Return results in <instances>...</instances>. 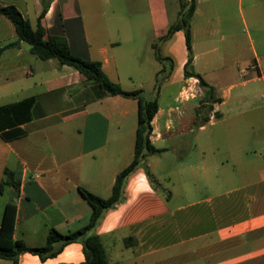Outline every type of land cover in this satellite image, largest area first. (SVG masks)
Here are the masks:
<instances>
[{"label": "crops", "instance_id": "obj_1", "mask_svg": "<svg viewBox=\"0 0 264 264\" xmlns=\"http://www.w3.org/2000/svg\"><path fill=\"white\" fill-rule=\"evenodd\" d=\"M47 2L43 25L51 34L64 35L74 55L100 60L110 79L125 90L142 89L146 97H155L156 75L164 64L156 58L154 43L173 19L167 0H144V9H139L137 0H126V5L118 0ZM233 2L195 0L190 23L192 70L221 98L211 113L217 117L219 112V119H209V124L221 130L223 125L243 124L244 133L223 132L217 137L210 131L209 150L203 137L196 135V169H178L188 171L179 176L178 185L186 200L191 188L201 189L191 202L171 206L173 193L156 190L142 164L132 171L124 199L106 210L94 229L103 240L109 264H264V127L256 125L260 117L242 118L239 109L244 102L250 106L248 101L256 97L264 99V0H237L238 20L230 12ZM0 3L16 5L33 27L43 10V0ZM128 8L145 12L146 23L141 18L130 21ZM179 12L176 9V20ZM108 13L125 21L111 27ZM136 33L139 40L133 38ZM16 40L13 22L0 14V106L35 99L30 120L18 126L21 134L7 140L0 132V224L5 205L15 204L14 237L40 246L52 227L67 233L89 221L92 208L80 187L104 198L111 195L117 174L134 157L138 101L122 95L99 96L78 70L57 58H38L26 41L7 46ZM180 44L184 55L176 51ZM159 51L174 65L170 71L167 61L166 78L157 94L159 108L151 122L150 140L164 149L157 153L162 155L168 149L159 142L197 124L193 109L203 90L196 76H185L184 30L162 40ZM179 71L182 78L177 80ZM171 85L177 86L172 102L164 104L160 98ZM229 105L235 109L232 115L222 110ZM200 124L198 129L206 130L207 125ZM228 137L248 143L230 148L223 144ZM253 139L258 140V148L254 145L250 150ZM149 157L143 162L151 170ZM11 178L19 181L18 188ZM191 204L196 210L185 211ZM124 229L127 234L113 237ZM0 264L86 263L82 243L72 241L46 259L24 252L17 263L0 258Z\"/></svg>", "mask_w": 264, "mask_h": 264}, {"label": "trees", "instance_id": "obj_2", "mask_svg": "<svg viewBox=\"0 0 264 264\" xmlns=\"http://www.w3.org/2000/svg\"><path fill=\"white\" fill-rule=\"evenodd\" d=\"M180 1V12L177 20L173 22L167 32L160 37V41L170 38L175 31L184 30L186 46L188 49V62L185 65V76H196L199 83L205 88L204 100L202 105L197 107L196 123L207 121L214 104L221 101L216 89L206 79L192 70L193 47L192 33L190 28L191 19L195 11V0L189 4L184 0ZM49 3L43 0V10L38 17L36 27H33L30 20L14 4H1L0 14L9 18L16 29L18 40L9 43L7 46H15L20 40L26 41L30 45V50L40 59L57 58L61 64H66L78 70L84 77L86 83L96 87L98 95H122L137 99L138 101V121L134 146V157L132 161L123 168L116 176L111 195L107 198L101 197L88 189L80 187V192L92 208L89 221L80 228L63 233L52 227L49 231L46 243L40 246H30L23 239L14 237L17 206L13 203H7L3 210L0 224V258L18 262L20 254L31 252L38 254L41 259H46L57 255L65 244L72 241H79L83 245L86 264H109L106 249L101 236L95 233L94 229L104 215L105 211L113 208L117 203L124 199V187L127 176L134 171L144 159L150 154H157L164 151L163 148L156 147L150 140L152 131V119L158 111L159 104L157 95L148 98L143 95L142 89L125 90L120 83L113 81L107 75L102 67L100 60H88L72 53L68 40L64 35L51 34L43 25L42 20L46 14ZM156 58L164 64V67L156 75V91L159 92L167 68V61L170 71L173 69V61L169 57H163L159 51L158 42L154 43ZM2 49L0 48V53ZM34 98L0 106V132L2 136L9 140L22 133L18 126L27 122L31 118V108L34 104ZM206 110L205 114H202ZM219 116V112H215ZM16 128V129H14ZM148 171V170H147ZM8 175L11 172L6 171ZM153 183L154 179L151 177ZM10 183L16 188L19 187V181L11 178Z\"/></svg>", "mask_w": 264, "mask_h": 264}, {"label": "rangeland", "instance_id": "obj_3", "mask_svg": "<svg viewBox=\"0 0 264 264\" xmlns=\"http://www.w3.org/2000/svg\"><path fill=\"white\" fill-rule=\"evenodd\" d=\"M121 5L124 4L126 5V0H118ZM124 1V2H122ZM168 1V12L170 11V15L173 18L171 20V22H175V12L176 9L181 8L180 5V1L178 0H167ZM191 0H184L185 3L189 4ZM129 3V0H128ZM145 2L144 0H137V6H139V9H144L145 8ZM234 5V6H233ZM232 6V10H230V12L232 13L233 17H235V19H240L239 16V12H238V8H237V0H235V4L233 2V4H231ZM108 10H110V8L108 7ZM128 15L131 16L130 21H137L141 18V20H144V22L146 23V13L141 11V13H137L138 11H135V13L132 12V10L130 8H128ZM143 14V15H141ZM222 15H226V13H222ZM106 18L108 19L110 26L113 27V24L115 25L118 22H123L125 21V19H123L122 16H112L110 13H108V15L106 16ZM171 23V24H172ZM170 24V25H171ZM146 25V24H145ZM169 25V26H170ZM169 28V27H168ZM134 39L136 38L137 40L140 39V36H138V33H136L133 37ZM141 43L143 42L142 40L140 41ZM158 45L160 46L161 41L158 40ZM131 46H133V44H130ZM123 49V48H122ZM120 50V49H119ZM185 47L184 45L180 44L177 46L176 51L182 55H184V51ZM174 66V65H173ZM182 73L183 71H179V74L177 76V80H180L182 78ZM201 86V85H200ZM156 87V86H155ZM176 85H171L168 86V88L164 91L162 97L160 98V102L166 104V103H171L172 102V96L174 93V90L176 89ZM201 89L203 90L202 94H201V99L198 100V106L202 105V101L204 100V95H205V88L201 86ZM156 90V89H155ZM151 92V91H149ZM159 94V92L155 91V96ZM184 97L182 96V99ZM183 102V101H182ZM248 104H246V102L240 104V110L243 112V117H245L246 119L249 118H253V117H260L261 121L256 123L257 127H264V99L260 98V97H256L254 100H252L251 102L248 101ZM257 106L256 109H253L254 106ZM195 107L194 110V116L196 117V108ZM193 108V107H192ZM228 109V115H232V113L235 112V109L229 105L227 107H223V112H226V110ZM252 110V111H251ZM206 110L202 112V114H205ZM211 113L210 112V116L209 119L210 120H217L219 118L215 117L214 115L211 117ZM226 115V114H225ZM221 118V117H220ZM208 119V121L210 122V120ZM208 121H204V124L207 125L206 130L202 131L198 129V124L196 125H192L193 129H188L186 131H181L178 132L176 135L170 136L167 139H165L164 141L159 142L158 144L160 146H163L165 148H167L168 150L165 151L162 155L159 154H150L148 156H150L148 158L149 161H151V170L148 168V166L146 165V163H142V167H144L147 171L148 177L151 179V177L153 178V174L152 172L155 174V177L157 178V181H155L154 185H155V189L158 190L161 193L164 194H168L167 192H172L173 193V197L170 199V204L171 206H175V205H179V204H184L185 202L195 198L198 194L201 193V189H192L191 188V193L190 196L187 197L188 200H186L183 189L181 187H179L178 185L181 183L179 180V176L181 174L184 175H188V171H184L183 173H179L180 168L182 169H186L187 167L190 168V166H193L194 169H196V165L198 163V149H199V145L196 144L197 140L196 138L198 136L196 135H201L203 137V146L206 149H210V141L207 140L208 139V133L210 131H214V135H216L218 137V135L222 134L223 132L229 133V132H240V133H244L243 132V128H246V125L243 124H239V125H223V130H221V128L217 125L215 126H211L209 124ZM250 128H252V125H250ZM259 129V128H258ZM264 129V128H263ZM253 132V130H251ZM246 132V131H245ZM258 132H263L262 129H260ZM229 136V134H228ZM218 142V141H217ZM248 143L247 140H235L232 138L228 137V140L224 141V143L229 144L230 148H234L237 146H242V144L244 143ZM198 143V142H197ZM258 143V140H251L250 145L248 146V144H245L246 146H248V149L250 150H254V145L257 146L256 144ZM183 150V155L181 157V159H178V155H179V151ZM215 150H219L217 148H215ZM219 152V151H217ZM152 171V172H151ZM168 176H170L171 179L168 178ZM154 179V178H153ZM207 190V189H205ZM205 190L203 189L202 192H205ZM196 207L191 204L188 205L186 207L185 211H195ZM126 229L124 230H120L115 232V235L113 237H115L116 239H119L121 236L127 234Z\"/></svg>", "mask_w": 264, "mask_h": 264}]
</instances>
